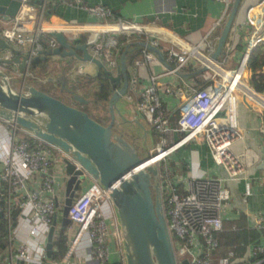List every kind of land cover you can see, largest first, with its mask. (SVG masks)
<instances>
[{
    "label": "built area",
    "instance_id": "obj_1",
    "mask_svg": "<svg viewBox=\"0 0 264 264\" xmlns=\"http://www.w3.org/2000/svg\"><path fill=\"white\" fill-rule=\"evenodd\" d=\"M19 1L22 5L15 17H1L0 37L12 49L26 56L25 69L19 73L13 66L0 65V68L14 80L20 79L22 86L31 78L32 59L58 46L51 36L55 32L63 34L71 44L86 34L93 35L84 44L93 57L106 59L104 64L114 72L119 70L120 59L116 50L119 45L117 35L130 37L128 45L146 43L161 52L171 70L146 48H140L139 58L129 67L127 99L131 98V92L137 95L136 108L148 123L149 132L158 137L157 144L149 149L146 163L151 161L150 165L157 170L161 211L177 264L184 261L213 264L212 255L219 247L216 235L222 230L224 216L230 208L228 182L244 172V164L233 148L241 137L238 103L242 99L264 105L261 96L246 80V74L250 76L249 58L255 47L264 42V0L245 9L244 27L250 36L233 70L224 68L228 57L213 62L210 56L235 0H223V15L207 35L212 40L209 55L172 46L164 49L161 36L152 35L139 23L126 22L119 17L115 23H107L116 15L107 7L88 5L84 0L67 4L95 18L96 22L55 24L49 20L55 15H50L48 20L44 18L48 5L54 7L55 1L42 0L39 6L29 5L32 0ZM96 27L114 29L96 30ZM233 29L240 30L241 27L234 23ZM112 48L118 55L111 52ZM11 56L8 54L4 58ZM194 59L199 61L200 67L187 73L186 69ZM150 62H156L163 71L153 75ZM142 67L148 70L146 83L138 77ZM203 68L205 71L200 73ZM196 72L199 73L192 76V86L181 88L177 83H161V79L168 75L181 73L189 76ZM82 74L79 67L73 71V80ZM163 96L178 99L179 103L172 108ZM1 130H4L5 137H2ZM198 144L206 147L213 162L207 169L201 167L192 155L186 158L176 156L187 146ZM191 152L196 150L191 149ZM65 158L72 160L71 155L61 148L43 141L13 121L0 118V224L3 223L4 228L2 230L0 226L1 263H45L47 233L55 217L58 225L54 236L61 228L60 212L68 177ZM15 208L28 215V229L24 235L14 229L12 215ZM68 218L70 223L65 229L68 248L59 261L50 264H106L111 261L126 264L123 233L111 203V188L105 189L97 180L86 177L69 206ZM256 222V227L264 226L260 218ZM114 252L118 255L115 260ZM235 261V247L218 259L219 264H234ZM262 261L264 244L250 245L248 259L243 264Z\"/></svg>",
    "mask_w": 264,
    "mask_h": 264
},
{
    "label": "water",
    "instance_id": "obj_2",
    "mask_svg": "<svg viewBox=\"0 0 264 264\" xmlns=\"http://www.w3.org/2000/svg\"><path fill=\"white\" fill-rule=\"evenodd\" d=\"M241 2L242 0L233 2L221 27L214 51L210 56L213 62H221L229 56L226 42ZM21 5L19 0H0V16L15 17ZM51 36L56 39L58 46L34 57L32 63L50 61L56 57L61 60L75 59L93 64L96 73L91 77L92 80H106L109 86L110 97L107 102L109 122L99 123L84 110L49 96L34 86L30 85L26 88L22 86L21 90L17 91L15 80L1 68L0 118L15 122L36 137L71 155L72 160L64 159L68 177L60 212L61 227H66L70 223L69 206L81 182L86 177H91L105 189L111 188V203L116 210L123 233L126 264H177L161 211L157 170L154 166H145L148 158H140L135 146L126 138V134L115 129L117 125L114 115V106L129 91L127 53L138 48H146L167 69L171 70L172 67L166 63L157 48L146 43H135L125 46L119 59V70L114 72L101 59L91 55L87 44L73 45L61 33H51ZM1 52H7L12 56L0 58V65L16 66L19 73L24 72L26 56L12 49L0 37ZM203 71L205 68L199 72ZM199 72L189 76L197 75ZM177 74L188 78L181 73ZM57 81L61 85V91L66 90L75 102L89 103L82 95L74 94L66 88L64 77L58 78ZM57 221L58 218L55 217L47 233L46 259H51L53 255V237L58 225ZM183 264L188 263L184 261Z\"/></svg>",
    "mask_w": 264,
    "mask_h": 264
},
{
    "label": "crops",
    "instance_id": "obj_3",
    "mask_svg": "<svg viewBox=\"0 0 264 264\" xmlns=\"http://www.w3.org/2000/svg\"><path fill=\"white\" fill-rule=\"evenodd\" d=\"M72 1L73 0H63L60 2L58 8H56L57 11L55 16L48 19L51 22H54L53 20L55 19L58 23L96 22L95 18L89 17L83 11L68 6L67 3H71ZM84 1L88 5H101L109 8L116 16L107 20V23H115L117 17L126 22L139 23L150 34L162 37V48L165 49L172 46L177 49L196 51L200 55H209L208 50L212 40L208 38L207 35L211 27L221 19L224 12L223 0ZM250 2L251 0L245 1L243 7L240 8L241 2L234 22L235 26L237 25L241 27V29L234 30L232 28L228 36L226 50L229 56L224 67L225 69H235L242 55L245 43L249 39V30L244 27V12L249 5H252ZM48 19L45 18V20ZM162 32L163 34L166 33V35H161ZM116 40L118 41V39ZM61 61L62 63L59 64H55L52 61L51 68L56 71L58 78L64 77L66 81L69 78L71 82V79L73 80L72 75L74 70L72 67L66 66V60ZM191 62L192 63L186 69L187 73H192L191 71L200 67L198 60L194 59L191 60ZM64 70L65 74H62L61 72ZM155 70L156 73H161L163 71L159 66L155 67ZM145 77L144 75L141 77L143 83H146ZM193 81L194 78H192V76L185 78L174 74L161 79V83L163 84L177 83L180 84L181 88L192 86ZM26 84L24 85L25 88L26 86H30ZM14 85L15 90H21L22 84L20 79L17 80V78H15ZM130 94L134 96L137 102V95L133 92ZM260 96L264 101V94ZM163 99L170 103L172 108L179 103V100L175 98L163 96ZM237 110L241 137L235 142L233 148L234 151L239 154L244 164V172L236 180L228 182V187L231 192L230 208L224 216L223 228L220 232L227 226H229L228 228L230 231L235 230V220H237L239 228H241V226H246L247 229L255 231L257 237L252 238L241 256H235L236 261L234 264H243L245 260L248 259V248L250 245L264 244V226L261 228L256 227L257 218H260L264 225V105L249 103L240 99ZM138 114L141 116L139 112ZM145 134L146 132H144V135ZM1 135L2 137L6 136L4 130H1ZM191 149H195L196 152H191ZM188 155H192L194 160L198 161L203 168L207 169L213 165L207 149L203 144L189 145L176 154V156L184 158ZM27 218L28 215L24 212L17 208L14 209L12 219L16 232H20L22 235L26 234L28 229ZM2 224L3 223H1L0 226L3 230ZM220 232H218V234ZM233 247H235V249L237 248L235 245H233ZM117 258L118 255L114 252L113 259L115 260ZM259 264H264V261Z\"/></svg>",
    "mask_w": 264,
    "mask_h": 264
},
{
    "label": "trees",
    "instance_id": "obj_4",
    "mask_svg": "<svg viewBox=\"0 0 264 264\" xmlns=\"http://www.w3.org/2000/svg\"><path fill=\"white\" fill-rule=\"evenodd\" d=\"M55 1V6L52 7L48 5L47 7V14L45 15V18L48 19L50 15H55L58 8V5L63 0H53ZM42 2V0H32L30 1V4H33L35 6H39V4ZM130 37L125 36L124 34L120 35V38L118 39V47L117 51L119 54V58L122 54V52L125 49V46L129 44L128 39ZM87 41L84 37H81L78 41H75L72 43L73 45L77 44H84ZM141 54V49L138 48L134 50L131 53H127L126 56V62L129 66L132 65L133 61L135 59H138ZM49 60L47 61H39L35 64H31L29 67V72L31 74V78L27 80V84L36 87L39 91L52 96L58 100H61L64 103L72 104L82 110H84L90 117L98 121L99 123L106 124L109 119L106 117H103L99 115L100 117L95 116L94 113H92L91 109H99L101 111V106L104 103L108 102V99L110 97V90L109 86L106 80L98 79L97 81H93L91 77L87 78H77L75 77L74 80L71 79V82L69 78L66 81V88L70 91H72L74 94H80L85 99L89 101L87 104H80L75 102L70 94L66 92V90L61 91V85L58 81H50V79H54L56 76V71L49 67ZM248 70L250 72V78H249V85L251 89L259 94H264V42L259 43L255 49L253 50L249 61H248ZM62 74H65V70L61 72ZM77 78V80H76ZM42 79L44 81H42ZM105 108V107H104ZM106 113V108L105 110ZM105 118L107 121H105ZM234 224L236 225V229L230 231L228 228L229 226L225 227V229L216 235L219 247H218V253L220 252L222 256H224L227 251L235 245L237 248L235 249V256H241L243 254V251L247 244L252 240V238H256L255 231L247 229L246 226H241L239 228V224L237 223V220H235ZM65 229L66 227H61L58 231L56 236L53 238V255L51 259H46L45 262H57L59 261L63 255L65 254L67 248H68V238L65 235ZM106 264H122L120 262H108Z\"/></svg>",
    "mask_w": 264,
    "mask_h": 264
},
{
    "label": "rangeland",
    "instance_id": "obj_5",
    "mask_svg": "<svg viewBox=\"0 0 264 264\" xmlns=\"http://www.w3.org/2000/svg\"><path fill=\"white\" fill-rule=\"evenodd\" d=\"M248 1V0H243L241 7H243L244 2ZM254 2L256 3L257 0H251V4H254ZM30 5V3H29ZM1 19V16H0ZM53 21L56 22V20L54 19ZM127 36V35H125ZM85 38L86 41H90L93 37V35L91 34H86L83 36ZM116 39L120 38V35L116 36ZM111 52L113 54L116 53V50L111 49ZM8 53L7 52H1L0 53V58H4L5 56H7ZM115 55H118L117 53ZM101 60L106 64L107 61L104 58H101ZM52 61L55 64H59L62 63V61L56 57H54L52 60L49 61V67H51L52 65ZM66 66L68 67H72L74 71H77V69L80 67L82 68L83 74L82 75H77L76 77L79 78H89L92 77L95 73H96V68L93 64L91 63H87V62H79L75 59H67L66 60ZM157 63L156 62H150L149 63V69L150 72L155 75L156 74V70L155 67H157ZM130 67V66H129ZM57 74V73H56ZM148 74V70L146 67H142L139 69L138 72V77L141 78L143 75L146 76ZM76 78V80H77ZM249 78L250 76L248 74H246V80L249 82ZM58 79V75L55 76L54 79H52V81ZM19 80V79H17ZM42 81H44L42 79ZM21 82V81H20ZM26 83H28L26 81ZM27 85V84H26ZM249 85V84H248ZM28 87V86H26ZM25 90V88H24ZM107 106V103L102 104V108L101 111L97 108H93L92 113L95 114V116L100 117L99 115L104 117L105 114V108ZM105 107V108H104ZM114 115H115V124L117 125V127H115V129L117 130H121L124 132V134H126V138L128 140H130V142L135 146L136 151L139 155L140 158H146L149 155V149L154 147L157 144L158 141V137L155 136L154 134L149 132V125L148 123L138 114L137 108H136V100L134 98V96L132 95L131 98L128 100L127 99V94L124 95L123 97H121V99L116 103V105L114 106ZM136 120L138 122H136ZM105 121H107V119H105ZM144 132H146V134L144 135ZM133 136V137H132ZM221 170V168H220ZM221 257V253L218 251L215 252L212 255V260H213V264H219L218 263V259ZM44 264H50V262H45Z\"/></svg>",
    "mask_w": 264,
    "mask_h": 264
},
{
    "label": "bare ground",
    "instance_id": "obj_6",
    "mask_svg": "<svg viewBox=\"0 0 264 264\" xmlns=\"http://www.w3.org/2000/svg\"><path fill=\"white\" fill-rule=\"evenodd\" d=\"M54 23L57 24L58 22H55V21H54ZM54 23H53V24H54ZM47 26H48V25H45L46 28H50L49 26H48V27H47ZM135 27H137V25H136ZM110 28L114 29V27H105V28H101V27L97 28V27H96V30H108V29H110ZM137 28H138V27H137ZM141 28H142V27H141ZM165 32H166V31H165ZM161 35L165 36L166 33L163 34V32H162ZM240 72H242V70H240ZM243 73H244V72H243ZM145 164H146V165H150V164H151V161H148V162L145 163Z\"/></svg>",
    "mask_w": 264,
    "mask_h": 264
},
{
    "label": "flooded vegetation",
    "instance_id": "obj_7",
    "mask_svg": "<svg viewBox=\"0 0 264 264\" xmlns=\"http://www.w3.org/2000/svg\"><path fill=\"white\" fill-rule=\"evenodd\" d=\"M104 117H106L107 119L110 120V114H109V110H108V107H107V106H106V113L104 114ZM106 118H105V119H106ZM109 120H108V122H109ZM108 122H106V124H107ZM114 131H115V129H114Z\"/></svg>",
    "mask_w": 264,
    "mask_h": 264
}]
</instances>
